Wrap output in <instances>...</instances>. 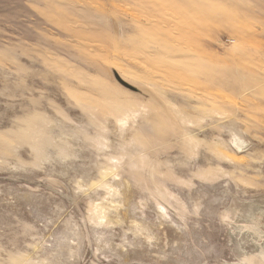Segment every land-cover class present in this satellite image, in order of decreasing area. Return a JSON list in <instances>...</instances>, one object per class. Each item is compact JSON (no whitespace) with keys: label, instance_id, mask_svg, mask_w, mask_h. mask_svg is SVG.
Wrapping results in <instances>:
<instances>
[{"label":"rangeland","instance_id":"1","mask_svg":"<svg viewBox=\"0 0 264 264\" xmlns=\"http://www.w3.org/2000/svg\"><path fill=\"white\" fill-rule=\"evenodd\" d=\"M0 264H264V0H0Z\"/></svg>","mask_w":264,"mask_h":264}]
</instances>
